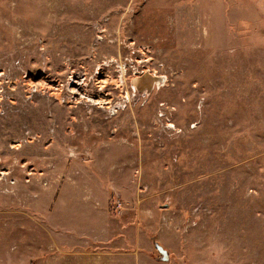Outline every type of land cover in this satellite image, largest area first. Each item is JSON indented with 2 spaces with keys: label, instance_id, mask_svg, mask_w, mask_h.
Wrapping results in <instances>:
<instances>
[{
  "label": "rangeland",
  "instance_id": "obj_1",
  "mask_svg": "<svg viewBox=\"0 0 264 264\" xmlns=\"http://www.w3.org/2000/svg\"><path fill=\"white\" fill-rule=\"evenodd\" d=\"M262 4L0 0V264H264Z\"/></svg>",
  "mask_w": 264,
  "mask_h": 264
},
{
  "label": "water",
  "instance_id": "obj_2",
  "mask_svg": "<svg viewBox=\"0 0 264 264\" xmlns=\"http://www.w3.org/2000/svg\"><path fill=\"white\" fill-rule=\"evenodd\" d=\"M156 79L149 77L148 75H141V77H139V79H136L133 81V84L139 89H151V85L152 83L155 81ZM144 84V85H143Z\"/></svg>",
  "mask_w": 264,
  "mask_h": 264
},
{
  "label": "built area",
  "instance_id": "obj_3",
  "mask_svg": "<svg viewBox=\"0 0 264 264\" xmlns=\"http://www.w3.org/2000/svg\"><path fill=\"white\" fill-rule=\"evenodd\" d=\"M154 79H156V80L152 83V85H151V89L153 88V85H155V84L157 83V81H158L157 78H154ZM132 84H133V82H132ZM151 89H150V90H151ZM144 90L147 91L148 89H144ZM150 90H148V91H150Z\"/></svg>",
  "mask_w": 264,
  "mask_h": 264
},
{
  "label": "bare ground",
  "instance_id": "obj_4",
  "mask_svg": "<svg viewBox=\"0 0 264 264\" xmlns=\"http://www.w3.org/2000/svg\"><path fill=\"white\" fill-rule=\"evenodd\" d=\"M160 81H162V79H160ZM157 84H160L161 85V83H158V82H157ZM116 108H120V107H116Z\"/></svg>",
  "mask_w": 264,
  "mask_h": 264
},
{
  "label": "crops",
  "instance_id": "obj_5",
  "mask_svg": "<svg viewBox=\"0 0 264 264\" xmlns=\"http://www.w3.org/2000/svg\"><path fill=\"white\" fill-rule=\"evenodd\" d=\"M261 6H264V4H262Z\"/></svg>",
  "mask_w": 264,
  "mask_h": 264
},
{
  "label": "flooded vegetation",
  "instance_id": "obj_6",
  "mask_svg": "<svg viewBox=\"0 0 264 264\" xmlns=\"http://www.w3.org/2000/svg\"><path fill=\"white\" fill-rule=\"evenodd\" d=\"M55 89H57V88H55Z\"/></svg>",
  "mask_w": 264,
  "mask_h": 264
}]
</instances>
